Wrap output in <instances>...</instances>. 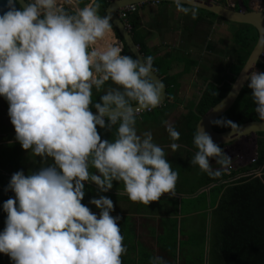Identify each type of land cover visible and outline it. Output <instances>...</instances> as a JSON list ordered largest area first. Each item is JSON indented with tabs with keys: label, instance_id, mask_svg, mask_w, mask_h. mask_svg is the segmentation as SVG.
<instances>
[{
	"label": "clouds",
	"instance_id": "9594fccd",
	"mask_svg": "<svg viewBox=\"0 0 264 264\" xmlns=\"http://www.w3.org/2000/svg\"><path fill=\"white\" fill-rule=\"evenodd\" d=\"M172 2L177 12L198 18L199 0ZM79 5L80 0H8V10L0 15V96L9 104L16 141L44 163L28 175L14 173L6 189L15 198L3 203L7 218L0 233V254L13 264H122L127 249L118 223L121 217L111 215L114 204L106 196L90 200L99 217L82 203L87 182L102 193L113 188V181L122 182L129 200L145 206L164 195L176 196L178 173L153 142L152 133L138 135L136 128L139 113L163 106L165 87L152 79L154 57L122 55L112 15L101 16L97 0ZM130 5L136 11L139 4ZM118 20L131 36L128 18L129 29ZM110 36L116 41L107 42ZM261 49L264 39L259 54ZM252 68L250 75L248 66L243 68L247 75L240 92L251 89L255 112L264 122V72ZM221 75L211 84H217ZM109 81L115 87H108L93 104V89L101 92ZM199 97L188 103L195 106ZM163 123L170 139L179 140L175 123ZM211 123L231 129L226 140L242 134L231 120ZM97 126L109 132L115 127L114 138L102 140ZM193 142L198 151L191 164L209 177L219 178L231 167L232 158L202 124ZM170 147L176 151L180 145L172 142ZM210 161L220 168L214 170ZM150 264L167 262L155 256Z\"/></svg>",
	"mask_w": 264,
	"mask_h": 264
},
{
	"label": "crops",
	"instance_id": "0c3cea01",
	"mask_svg": "<svg viewBox=\"0 0 264 264\" xmlns=\"http://www.w3.org/2000/svg\"><path fill=\"white\" fill-rule=\"evenodd\" d=\"M224 1L226 4L222 3V1L218 2V4L233 7L231 0ZM248 1L249 3L245 5L242 3L238 4V9L262 11L260 6L264 4V0H258L261 1L258 8L255 7L252 0ZM207 13L199 9L198 18L193 20L190 14L186 16L177 12L174 3L144 2L137 5L136 11L128 17L129 22L132 23L134 37L142 43L149 55L153 56L154 59L164 60L163 64H167L170 67L166 72L167 75L176 77V83L178 84L175 94L176 103H173L175 107L169 110L164 118L163 114H161L156 120H150L144 124L136 119L138 135H142L153 128L159 130L160 126L166 129L164 121L176 123V113H178V117H181L185 113V105L197 99L195 95L183 92V89H180L182 83L179 81L183 80L184 83L189 82L193 85V82L197 80L192 77V73L203 67L206 68L209 78L202 76L201 82H210L213 79L211 78V69L216 66L217 59L222 56L227 57L225 46L233 43V27L229 22L218 17H212ZM228 26L230 27L227 30ZM192 62H196L195 66H188V63ZM184 67H186V70H183ZM201 90H198L197 93ZM0 103L2 105L0 106V215H2L4 212L2 205L3 192L8 187L12 175L18 171H23L25 175H28L30 172L38 171L40 167L44 166V163L39 157H35L30 152L23 150L20 143L16 141L15 129L8 115L9 105L4 104L2 96H0ZM114 136H108L106 139L102 137L101 139L110 141ZM171 141L169 137L153 136V142L159 144L161 148L165 147L167 149L166 146L171 145ZM164 143L167 145L164 146ZM173 143L179 144V148L187 152V156L183 157L186 161L185 164L179 162L178 160L180 159L176 160L177 166L185 167L186 163L190 162V154L195 155L196 152L187 148L183 142ZM48 163H51V160ZM212 167L213 169L219 168L213 165ZM172 170L175 171L174 168ZM203 181L204 178L200 176L196 181L197 185L190 186L192 183L178 176L175 197L164 195L160 201L150 203L147 208L143 205L140 209H137L134 206L135 203L131 202L127 195L124 194L123 183L113 181L116 183V185L113 183L115 190H109L107 193L113 194L114 197L116 196L112 200L114 211L111 215L113 217H121L118 223L121 234L124 237L123 245L127 249L126 253L121 257L122 264H150L151 259L155 256L163 257L167 264L207 263L209 230H211L209 214H211L212 209L217 204L221 192L214 191V194H211L212 184L203 185ZM88 187L98 190L94 183L87 182L85 183V193L88 191ZM211 198L213 199L211 200ZM90 200L91 198L85 195L82 203L99 217V209L92 205ZM150 205H153V209L149 212L148 208ZM143 210L149 213H145ZM195 215L200 217V228L198 229L199 233L196 232L195 241H190L189 238L186 239L185 235L180 233L181 221L185 216L193 217ZM168 222L171 228L173 226L176 228L173 252L170 250V241L166 235V231L170 230ZM185 240L189 241L188 244H190L189 247L192 253L199 244L200 250L195 254L196 256L184 255L183 250L185 248L181 252L180 246L183 243L187 245ZM203 245L205 247L204 250ZM3 256L4 254H0V260L4 258Z\"/></svg>",
	"mask_w": 264,
	"mask_h": 264
},
{
	"label": "trees",
	"instance_id": "16d2710c",
	"mask_svg": "<svg viewBox=\"0 0 264 264\" xmlns=\"http://www.w3.org/2000/svg\"><path fill=\"white\" fill-rule=\"evenodd\" d=\"M83 1L84 3H80L79 5L80 7L88 3L87 0ZM108 1L109 0H97L100 4L99 14L101 16L104 15V8L108 4ZM207 14L216 17L213 14ZM129 23L130 25L132 24L131 22ZM113 32L115 38L121 42L115 29H113ZM232 34V40L237 54V66L234 68L238 71L255 43L256 33L248 25H239L236 30H233ZM131 37L133 42L138 46L141 57L146 58L149 56L148 51L142 43L134 37L133 32ZM122 48V55L131 56L123 44ZM161 61L162 59H154L153 67L156 69L155 73L165 87L163 106L157 107L146 113H139L136 119H140L142 124L150 120H156L161 114H163L164 118L165 114L175 107L173 103H176L175 94L178 87L176 77L167 75L166 72L170 67L167 66V64H163L164 60ZM195 64L196 62L188 63V66L194 67ZM163 67L165 68L163 69ZM255 67L259 72H264V66L262 64L257 62ZM183 70H186V67H184ZM109 86L115 85H112L109 81L104 85V88H108ZM227 89L228 85L216 88L213 84H207L195 106L193 102L189 104L190 107L186 104V110L184 109L185 113L181 115L175 123L176 130L180 133V139L171 142H183L187 148L197 152L198 149L193 142L195 124L200 115L215 105L226 94ZM103 92L104 90L96 92V90L93 89V104L100 102L99 96L102 95ZM251 95V90L243 88L234 106L217 119L224 118L238 125L248 121L259 120L258 114L255 112L256 105ZM238 103L243 104L240 106L241 108L235 107ZM4 104L9 105L5 98ZM91 110L95 111L94 106ZM212 127L216 132L230 129L214 125ZM97 129L101 138L104 137L105 139L107 137L106 133L112 136L115 135L116 131L115 127L112 132L100 129L99 126H97ZM255 147L256 159L251 168L244 167L235 172L231 171L228 174L223 172L221 177L215 179L209 177L207 173H204L203 183L212 184V190L218 193L221 192L217 204L212 209L210 215L211 233H209L206 264H264V133H256ZM258 167H261L258 175L247 174L250 170H255ZM237 175L239 176L236 177ZM111 190H115V188L113 187ZM100 193L111 200L116 198L113 194L107 192L102 193L93 187H88V191H86L85 195L91 199H98L101 195ZM4 202L5 199L2 200V203ZM1 224L0 233H2L5 228V222ZM175 231V226L166 231L167 236L170 237V250H172V252L175 248Z\"/></svg>",
	"mask_w": 264,
	"mask_h": 264
},
{
	"label": "water",
	"instance_id": "95a60500",
	"mask_svg": "<svg viewBox=\"0 0 264 264\" xmlns=\"http://www.w3.org/2000/svg\"><path fill=\"white\" fill-rule=\"evenodd\" d=\"M147 1H154V0H114L107 4V6L104 8V15L105 14H111L112 15V24L113 29L116 30L117 35L122 41V44L126 48V50L131 54V56L134 59H140L141 55L139 52L138 47L133 42L130 34L126 31L125 27L122 25V23L117 19L115 15V11L125 5L130 4H140ZM161 2H169L173 3L172 0H157ZM7 2L8 0H0V15H2L4 12H6L7 9ZM200 3H202V7L200 10H203L205 12H208L210 14H213L214 16L221 18L225 21L237 23V24H245L250 26L254 29L256 33V40L255 43L250 50L246 60L244 61L242 67L239 69L237 75L234 78V81L231 84V87L229 91L226 93V95L214 106L206 110L198 119V121L195 124V131L197 129V126L202 124L204 129L211 135L213 141L217 145H225L227 143H230L232 141H236L237 139L243 138L246 135H255L256 133H264V122L260 120L256 121H248L239 124V126L242 129V134L237 136H232L230 139L226 140L225 137L228 136L231 129L216 132L212 129V123L211 121L216 120L218 117H220L234 102L237 95L239 94L241 88L243 87L244 83L246 82V75L247 73H244L242 70L244 67L248 66L249 68V75L251 74V71L253 70V65L255 68L257 60L260 58V55L258 53V47L260 44V40L264 39V14L257 11H245L244 9H240L238 12L233 11L231 9H228L227 7H224L218 3L211 2L208 0H199ZM17 7H21V3H17ZM261 49V53H262ZM152 79L155 82H161V80L158 78V76L154 73L152 75ZM165 97V88L163 89V94L161 98V103L164 101ZM219 109V110H218ZM143 112V111H142ZM94 114H96L95 111H93Z\"/></svg>",
	"mask_w": 264,
	"mask_h": 264
},
{
	"label": "rangeland",
	"instance_id": "374dc122",
	"mask_svg": "<svg viewBox=\"0 0 264 264\" xmlns=\"http://www.w3.org/2000/svg\"><path fill=\"white\" fill-rule=\"evenodd\" d=\"M87 1L90 3L92 0H87ZM208 1L215 2V3H218L220 1H222V3L224 2L226 4V2L224 0H208ZM231 1L233 2V7L234 8L233 7H228V8H231V9L233 8V10H238V4H241L242 3L243 5H245V4H248L249 3L248 0H231ZM252 1L254 2L253 4L257 8L261 4V1H258V0H252ZM80 3L83 4L84 1L83 0H80ZM89 3H86V4H89ZM224 7H227V6L225 5ZM260 7L262 9V12H264V4L263 5L261 4ZM258 12H260V11L258 10ZM229 27L230 26L227 27V30L229 29ZM227 32H226V35L228 36V33ZM113 41H116V39H114L112 36H110L107 42L111 43ZM229 45L228 46H225V48H226L225 52H227V54H228L227 57L222 56L221 58H218V59L216 58L218 60L217 63L223 65V67L226 65L227 62H230L231 61L230 58L235 53L234 43H229ZM200 58H201V56H200ZM258 63H260V64H262L264 66V49L262 50V53L260 55V58L258 59ZM204 64H205V62H204ZM205 69L206 68L200 67L198 70H196V71H194L192 73V75H193L192 77L197 80V81H194L193 82V85L191 83H189V82L184 83L183 80L182 81H179L180 83H182V86H181L180 89H183V92H185V93H188L189 92L190 94H193L196 97H198L199 93H197V91L204 88V84L201 82L202 81L201 77L202 76L208 77V72H206L207 70H205ZM236 71H237V69L235 70V72ZM255 71H257V70L255 69ZM204 72H206V73H204ZM215 77H216V75L215 76L214 75L211 76V78H215ZM248 83H249V81H247L246 87H247V84ZM109 87H115V86H109ZM103 90L106 91L107 88H104ZM242 105L243 104L238 103V104L235 105V107H240ZM0 106H2L1 103H0ZM177 114L178 113H176V116L174 115L175 118H178V115ZM149 131L150 132L152 131V133H153L152 135L153 136H160V137H163V138H168L169 137L167 135V133H166L167 132L166 129L165 128L163 129V126H160L159 127V130H156L155 128H153V129H149ZM106 135H107V137L108 136H111V135H108L107 133H106ZM254 139H255V137H253V135H246L245 137L240 138V139H237L236 141H234L235 143H234L232 149L231 148H228V149H231L232 151L231 150H228V149H226V150L223 149L224 152L228 156H230L232 158L231 167L229 169H227V170H224V172L226 174L230 173L231 171H234L235 172L236 170L242 169L244 167L245 168L246 167L247 168H251L252 167V163H250V160L253 159L254 153H255ZM161 144H162V142H161ZM228 144L229 143H227L225 145H228ZM157 145L159 146V144H157ZM166 145L167 144L164 143V146H166ZM166 147H167V149L165 147H162V149L165 152V158L171 164L172 168H174V170L178 173V176H180V178L186 179L187 181H189L190 183H192L190 186H192L194 184L197 185V182H196L197 179L200 176H201V178H203V176H205V175H204V172H202L199 169L198 165H192L191 164V161H192V159L194 158L195 155L190 154V156H189L190 157V162L189 163H186V166L185 167H179V166H177V161L176 160L180 159L178 161L179 162H182L183 164H185L186 161L183 159V157L187 156V152L186 151H182V149H180V148H178L176 151H172L170 145H168ZM210 163H212V165L215 166V167L219 166V165L215 164V161H210ZM182 168H184V169H182ZM257 173H258L257 172V169H255V170H250L247 174H255V175H258ZM238 176L239 175H237L236 177H238ZM236 177H234V178H236ZM113 183H114V185H116L115 182H113ZM203 185H205V183H203ZM214 191L215 190H212L211 191V194H214L213 193ZM3 196H4V193H3ZM100 196H103V194H101ZM212 199L213 198H211V200ZM143 205L144 204H142V203H135L134 206L137 209H140ZM147 207L148 206H145V208H147ZM152 209H153V205H150L149 208H148V211L150 212V210H152ZM148 211L143 210V212H145V213H149ZM208 214H207V217H208ZM210 215L211 214H209V222H211ZM181 223H182V226H181L180 233H182L183 235H185L184 237L186 239L189 238L190 241H192V240L195 241L194 238H196V232H198V229L200 228V224H199L200 223V217L199 216L196 217V215L193 216V217H191V216H185L182 219ZM168 228L171 229V226L169 225V222H168ZM209 233H211L210 230H209ZM166 235H167V233H166ZM169 238L170 237H168V240H169ZM185 241H187V240H185ZM188 243H189V241H187V245H184V243H183L180 246V250L182 252V249L185 248L183 250L184 251V255H187V256L193 255L194 256L198 252V250H200L199 244L195 247L196 250H194L193 253H192L191 248L189 247L190 244H188ZM204 249H205V247L203 245V250ZM3 257L4 258L0 260V262H1L0 264H6V263L7 264H13V262L10 260V258L8 256H5L4 255ZM180 258H182V257H180ZM192 260H195V259H192Z\"/></svg>",
	"mask_w": 264,
	"mask_h": 264
},
{
	"label": "flooded vegetation",
	"instance_id": "af4514ba",
	"mask_svg": "<svg viewBox=\"0 0 264 264\" xmlns=\"http://www.w3.org/2000/svg\"><path fill=\"white\" fill-rule=\"evenodd\" d=\"M230 24L232 25L233 30H236L239 25H243V24H237V23H232V22H230ZM230 59H231V61L230 62H227L224 67H223V65L217 63L216 66L215 67L213 66L212 69H211V72H212L211 75H214V76L215 75L216 76L217 75L220 76L221 75V72L224 73V74L222 73L220 79L217 81V84L214 85V86H216V88L217 87L219 88V87L224 86V85H228V89H227V91H228L230 89V87H231V84H232L235 76L237 75V73L234 72L235 71V68L234 67L237 66V54H236V50H235L234 55ZM239 69H240V67H239ZM239 69H238V71H239ZM217 79L218 78H214L210 82H206V81H205L206 83L203 82L204 83V88H205V86L207 84H211L214 80H217ZM204 88L199 92V96H201V93L204 90ZM235 102H236V100L233 102V104L224 113H227L230 110V108H232L234 106ZM138 120H140V119H138ZM212 126H213V124H212ZM234 143L235 142H232V143H229L228 145H224V146L222 145L220 147L222 149H225V150L228 149V148H231L232 149ZM231 149H228V150H231Z\"/></svg>",
	"mask_w": 264,
	"mask_h": 264
},
{
	"label": "built area",
	"instance_id": "2783aa9c",
	"mask_svg": "<svg viewBox=\"0 0 264 264\" xmlns=\"http://www.w3.org/2000/svg\"><path fill=\"white\" fill-rule=\"evenodd\" d=\"M134 11H135V6L134 5H128V6H125L123 8L118 9L116 12L118 19H120L123 23L126 24L125 26L127 29H129V26L127 24L128 15L133 13ZM253 161H254V158L250 160V162H253ZM6 189H4V192H3L5 201H7L10 197L15 198L14 192H12L10 190L6 191ZM6 218H7L6 213H3L0 216V225L2 222L6 221Z\"/></svg>",
	"mask_w": 264,
	"mask_h": 264
}]
</instances>
